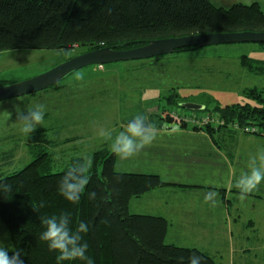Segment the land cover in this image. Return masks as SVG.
Instances as JSON below:
<instances>
[{
	"label": "trees",
	"instance_id": "obj_1",
	"mask_svg": "<svg viewBox=\"0 0 264 264\" xmlns=\"http://www.w3.org/2000/svg\"><path fill=\"white\" fill-rule=\"evenodd\" d=\"M241 31H264V11L258 2L224 8L211 0H0V51L63 50L73 51L74 57L103 47L133 49L157 39ZM241 63L258 72L249 58L243 57ZM244 95L256 104L216 105V114H210L224 124L202 129L212 134L213 129H234L238 123L256 127L253 134L264 136V91L253 87ZM32 154L33 160L23 169L0 175V184L7 186L0 188V221L25 264H58V254L49 250L40 233L41 217L61 213L68 214L73 231L79 221L88 223L83 242L94 264H177V257L187 258L193 252L203 257V264H216L197 248L166 243L169 223L164 217L130 212L131 199L176 185L157 174L118 172L115 154L102 148L86 158L91 160L89 183L80 202L72 204L60 195L59 181L69 166L85 158L76 156L63 170L53 172V152L38 145Z\"/></svg>",
	"mask_w": 264,
	"mask_h": 264
},
{
	"label": "rangeland",
	"instance_id": "obj_2",
	"mask_svg": "<svg viewBox=\"0 0 264 264\" xmlns=\"http://www.w3.org/2000/svg\"><path fill=\"white\" fill-rule=\"evenodd\" d=\"M211 2L224 8L258 2L264 11V0ZM73 54V51L48 49L0 51V86L40 75ZM243 57L254 61L257 73L243 67ZM60 85L62 87L58 89L54 86L0 102V175L26 167L33 160L32 151L38 145L54 153L53 172L63 170L76 156L86 159L102 148L113 152L111 140L102 133L110 132L114 138L138 114L145 116L147 123L158 122L164 126L176 124L174 120L165 119L174 114L209 115L216 114V105L256 104L244 95V91L253 87L264 91V44H220L144 60L91 65L68 75ZM179 100L203 105L207 110L186 109L185 103H179ZM37 105L45 108L43 122L33 133L26 135L17 121V112L26 114ZM149 149L150 146L141 148L136 161H155ZM140 154L145 157L141 158ZM229 201L230 209L242 210L245 218L251 215L256 222L258 220L259 226L255 221H249L253 224L246 233L264 239V200L245 196L240 203L232 197ZM253 229H258L257 235ZM236 234L231 238L226 230L216 233V248L209 249L216 264H264V245L260 240L252 242L255 246L244 255L238 250L232 253L231 246L239 248L243 241ZM197 235L177 226L170 232L167 242L192 246L200 244ZM0 241L13 249L10 233L1 221Z\"/></svg>",
	"mask_w": 264,
	"mask_h": 264
},
{
	"label": "crops",
	"instance_id": "obj_3",
	"mask_svg": "<svg viewBox=\"0 0 264 264\" xmlns=\"http://www.w3.org/2000/svg\"><path fill=\"white\" fill-rule=\"evenodd\" d=\"M149 124L154 126L156 137L146 146H150L153 153L149 154L155 156V161L137 162L138 153L128 159L115 154V169L124 173L157 174L176 186L159 188L131 199L130 212L164 217L169 223L165 239L168 244L176 245L167 239L177 226L182 231L198 234L200 244L180 246L197 248L209 255V249L216 248V233L222 230L228 231L231 238L237 232L238 239H243L239 248L231 246L233 254L238 250L244 255L255 246L251 244L254 241L260 240L264 245V239L246 233L253 224L249 221H255L253 217L245 218L242 210L230 209L229 201L230 197L237 203L244 200L234 185L250 170L251 161L259 164L264 136L235 128L213 129L210 134L206 129L182 127L177 123L162 126L151 121ZM262 194L264 182L245 196L264 200ZM253 231L257 235L258 229Z\"/></svg>",
	"mask_w": 264,
	"mask_h": 264
},
{
	"label": "clouds",
	"instance_id": "obj_4",
	"mask_svg": "<svg viewBox=\"0 0 264 264\" xmlns=\"http://www.w3.org/2000/svg\"><path fill=\"white\" fill-rule=\"evenodd\" d=\"M79 78V77H78ZM45 108L37 105L25 112H17V121L21 124V131L24 134H31L37 126L43 122ZM146 117L136 115L127 123L123 131L118 132L115 137L112 134L102 133L111 140V149L114 154L121 159H128L139 152L141 148L149 145L156 137V130L153 125L146 122ZM259 164L255 160L251 161L250 170L235 183V188L241 193V199L252 192L261 182H264V150L259 154ZM91 168V160L84 159L80 163L69 166L61 177L58 191L65 200L72 204H78L81 196L89 183L88 172ZM7 186L0 184V188ZM94 197L95 193H90ZM43 231L40 239L47 243L49 250L56 252L57 262L84 261L85 264H94V261L86 255L88 244L83 242V236L89 232V225L84 221H79L75 230L69 228L68 214L50 215L41 217ZM12 253L9 255V253ZM187 259L188 264H203V257L191 253L187 258L177 257V264H183ZM0 264H25L22 254L6 246L0 241Z\"/></svg>",
	"mask_w": 264,
	"mask_h": 264
},
{
	"label": "water",
	"instance_id": "obj_5",
	"mask_svg": "<svg viewBox=\"0 0 264 264\" xmlns=\"http://www.w3.org/2000/svg\"><path fill=\"white\" fill-rule=\"evenodd\" d=\"M234 43L264 44V31L196 33L152 40L143 46L133 49H120L117 46L95 49L71 57L35 77L0 86V102L46 90L60 83L68 75L87 66H102L122 61L144 60L185 49ZM184 107L192 111H203L205 108L203 105L195 103H185Z\"/></svg>",
	"mask_w": 264,
	"mask_h": 264
},
{
	"label": "built area",
	"instance_id": "obj_6",
	"mask_svg": "<svg viewBox=\"0 0 264 264\" xmlns=\"http://www.w3.org/2000/svg\"><path fill=\"white\" fill-rule=\"evenodd\" d=\"M172 119L179 125H191L193 127L202 128L207 125L211 126H222L224 124V120L219 118L217 115L204 114V113H194L191 116H179L173 115ZM233 127L235 129L241 130L244 133H255L257 131L256 127L251 126H239L238 123H234Z\"/></svg>",
	"mask_w": 264,
	"mask_h": 264
}]
</instances>
